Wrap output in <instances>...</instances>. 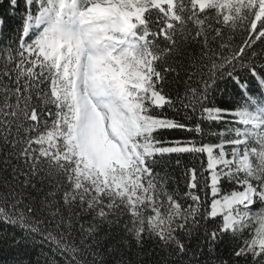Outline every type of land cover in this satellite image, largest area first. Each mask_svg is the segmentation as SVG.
I'll use <instances>...</instances> for the list:
<instances>
[{
	"label": "snow or ice",
	"instance_id": "obj_1",
	"mask_svg": "<svg viewBox=\"0 0 264 264\" xmlns=\"http://www.w3.org/2000/svg\"><path fill=\"white\" fill-rule=\"evenodd\" d=\"M0 264H264V0H0Z\"/></svg>",
	"mask_w": 264,
	"mask_h": 264
}]
</instances>
